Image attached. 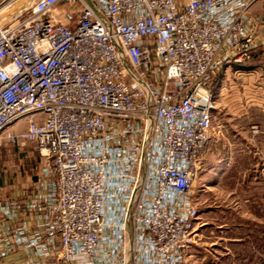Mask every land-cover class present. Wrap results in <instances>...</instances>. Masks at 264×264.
<instances>
[{"label":"built area","instance_id":"1","mask_svg":"<svg viewBox=\"0 0 264 264\" xmlns=\"http://www.w3.org/2000/svg\"><path fill=\"white\" fill-rule=\"evenodd\" d=\"M63 1L0 22V147L46 160L0 199V264H182L211 82L264 50V0Z\"/></svg>","mask_w":264,"mask_h":264},{"label":"rangeland","instance_id":"2","mask_svg":"<svg viewBox=\"0 0 264 264\" xmlns=\"http://www.w3.org/2000/svg\"><path fill=\"white\" fill-rule=\"evenodd\" d=\"M66 2L74 3L60 8ZM211 86L216 110L192 187L197 219L182 264H264V50L224 66ZM45 163L33 143L2 144L0 199L28 191Z\"/></svg>","mask_w":264,"mask_h":264},{"label":"crops","instance_id":"3","mask_svg":"<svg viewBox=\"0 0 264 264\" xmlns=\"http://www.w3.org/2000/svg\"><path fill=\"white\" fill-rule=\"evenodd\" d=\"M262 7H263V5L261 3L255 4L254 7L252 8V13L259 14L262 11ZM262 135H264V131H262ZM23 192H25V189H23V190L21 189V191H19V190H17V191L13 190L10 197H18V196H21L23 194Z\"/></svg>","mask_w":264,"mask_h":264},{"label":"bare ground","instance_id":"4","mask_svg":"<svg viewBox=\"0 0 264 264\" xmlns=\"http://www.w3.org/2000/svg\"><path fill=\"white\" fill-rule=\"evenodd\" d=\"M26 0H20L19 2H17V4H15L13 7V10L10 11V9L4 11L5 15L8 14L9 12H13V11H16V10H19L20 8H22L23 6V3H25ZM12 9V8H11ZM4 14L2 16H5ZM0 16V18L2 17ZM4 19H6V17H4ZM3 20V19H2Z\"/></svg>","mask_w":264,"mask_h":264}]
</instances>
